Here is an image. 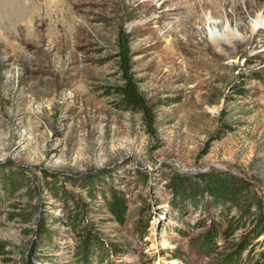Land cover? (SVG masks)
I'll return each mask as SVG.
<instances>
[{
  "label": "rangeland",
  "instance_id": "1",
  "mask_svg": "<svg viewBox=\"0 0 264 264\" xmlns=\"http://www.w3.org/2000/svg\"><path fill=\"white\" fill-rule=\"evenodd\" d=\"M56 8L0 0V264H264L212 189L264 214V0ZM120 38L145 112L113 94Z\"/></svg>",
  "mask_w": 264,
  "mask_h": 264
},
{
  "label": "trees",
  "instance_id": "2",
  "mask_svg": "<svg viewBox=\"0 0 264 264\" xmlns=\"http://www.w3.org/2000/svg\"><path fill=\"white\" fill-rule=\"evenodd\" d=\"M120 65L123 70V80L124 83L122 86L114 87L113 94L118 98V106L121 110L124 111H133V112H145V103L143 99L139 96L137 88L131 82L130 76L127 75L126 71V47L122 38H120ZM19 178V177H18ZM7 179L5 182V187L11 188L16 184V180L19 179ZM250 185L244 180L232 176L230 179L224 180L220 184H216L212 187L214 191V196H217L220 201H223L224 206L228 205L237 210L242 218L249 221L251 227L256 230L255 236L264 234V214L262 212L250 211V207L261 208V201L257 198H253L249 194ZM211 189V190H212ZM112 209L115 214L119 211L118 204L112 203ZM78 209V208H77ZM72 213V212H71ZM259 213V214H258ZM69 225L73 228H79L80 223L83 222V216L80 211L70 214L68 217ZM230 224V220L227 221ZM231 225V224H230ZM253 231V230H252ZM219 238V237H217ZM212 240V242H216ZM211 239V238H210Z\"/></svg>",
  "mask_w": 264,
  "mask_h": 264
},
{
  "label": "bare ground",
  "instance_id": "3",
  "mask_svg": "<svg viewBox=\"0 0 264 264\" xmlns=\"http://www.w3.org/2000/svg\"><path fill=\"white\" fill-rule=\"evenodd\" d=\"M20 1V0H19ZM25 1V3L27 2L28 4H36V3H38V1L39 0H24ZM41 1H46V3L47 2H49V4H51V5H53V9H58V8H56L58 5L60 6V4L62 3V0H41ZM48 6V5H47ZM61 6H63V4L61 5ZM52 7V6H51ZM55 7V8H54ZM58 12V11H57ZM209 24H211V25H213L214 23H209ZM210 35H212V37H214V39H216V40H219L220 38L217 36V34L215 33V32H211V30H210Z\"/></svg>",
  "mask_w": 264,
  "mask_h": 264
}]
</instances>
